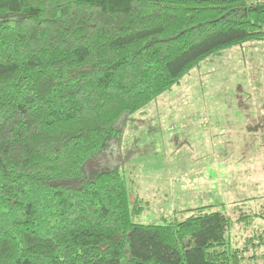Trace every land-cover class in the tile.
Returning a JSON list of instances; mask_svg holds the SVG:
<instances>
[{"label":"trees","instance_id":"16d2710c","mask_svg":"<svg viewBox=\"0 0 264 264\" xmlns=\"http://www.w3.org/2000/svg\"><path fill=\"white\" fill-rule=\"evenodd\" d=\"M256 3L0 0V264L245 262L225 205L136 225L119 165L85 167L206 59L264 43Z\"/></svg>","mask_w":264,"mask_h":264},{"label":"rangeland","instance_id":"374dc122","mask_svg":"<svg viewBox=\"0 0 264 264\" xmlns=\"http://www.w3.org/2000/svg\"><path fill=\"white\" fill-rule=\"evenodd\" d=\"M118 165L142 208L134 224L182 222L184 211L225 205L239 264H264V43L206 59L132 116L85 172Z\"/></svg>","mask_w":264,"mask_h":264},{"label":"built area","instance_id":"2783aa9c","mask_svg":"<svg viewBox=\"0 0 264 264\" xmlns=\"http://www.w3.org/2000/svg\"><path fill=\"white\" fill-rule=\"evenodd\" d=\"M258 5H261V6H264V0H257V3Z\"/></svg>","mask_w":264,"mask_h":264}]
</instances>
